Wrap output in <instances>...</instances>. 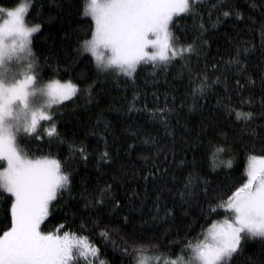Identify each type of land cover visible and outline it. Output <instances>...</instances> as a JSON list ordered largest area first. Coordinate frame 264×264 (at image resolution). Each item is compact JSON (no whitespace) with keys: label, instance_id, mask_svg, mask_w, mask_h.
Segmentation results:
<instances>
[{"label":"snow or ice","instance_id":"obj_1","mask_svg":"<svg viewBox=\"0 0 264 264\" xmlns=\"http://www.w3.org/2000/svg\"><path fill=\"white\" fill-rule=\"evenodd\" d=\"M205 3L206 0H85L82 16L90 20L80 22L87 27L81 28L83 36L76 39L74 55L92 62L97 77L111 76L117 86L121 80L134 85L139 71L145 66H151L153 77L164 74L167 84V74L178 64L173 80L187 81V96L191 100L189 113H202L209 98L216 97L215 110L202 117L192 143L202 144L210 130L218 133L223 143L208 140L211 151L206 173L197 168L194 155L193 161L187 162V150L181 148L179 151L184 155L176 168L191 170L178 183L175 172L169 174V160L176 162L177 149L175 132L169 131L171 125L166 117H176L179 124L184 100L177 104L176 95L170 94L173 107H168L169 96L166 95L165 107L153 113L163 125L165 135L172 139L171 146L164 147H159V142L153 139L163 160L153 163V170L142 177L146 185L157 179L162 182L155 194V214L151 220L153 223L169 220L174 223L179 210L183 218H188V227L193 228L199 219L223 214V220L213 221L203 231V240L171 241L180 249L177 254L179 264H264V0H252V14L247 16L255 26L249 31L259 37V45L252 40L231 37L232 51L227 58L221 55L209 66L205 53L200 68L202 51L208 46V28L203 22L205 13L210 21L216 14L212 28L221 18L245 21V14L230 0H210L208 7L203 8ZM28 11L29 6L22 4L6 11V18L0 20V204L8 205L0 209L3 212L0 218V264H110L100 259V247L87 235L78 234L91 231L82 216L78 232L65 225L53 231L46 230L51 208L60 202L71 208L77 196L73 195L74 177L67 170V162L50 158V155L36 156L35 152L42 151L39 144L45 137L49 144L53 140L65 142L51 115L53 107L63 106L65 101L80 95H86V103H92L95 100L93 92L102 82L97 79L80 86L58 79L67 68L54 53L43 57L42 61L34 51V34L41 33L42 25L28 26ZM180 17L198 22L197 34L192 41L182 42L175 33V19ZM62 39L67 42L71 36L65 33ZM50 60L55 63H49ZM45 67L52 72L47 81L41 79ZM85 75L81 73L77 78ZM218 86L223 96L217 95ZM257 88L261 96L258 107L253 98ZM245 91L249 93L247 98L243 95ZM234 94L239 97L238 104H233ZM155 98L158 97L154 94ZM129 110H134V102ZM42 120L48 122L47 129L40 125ZM189 131L185 126L180 138L184 139ZM30 143L36 147L30 149ZM257 146L260 148L258 155L254 154ZM238 147L248 153L246 173L239 186L225 199L209 177L218 169L233 168ZM71 151L87 159L83 148H72ZM225 154L230 158L220 159ZM101 160L111 162L112 157L105 151ZM170 181L172 187H169ZM81 188L78 198L83 202L80 211L85 214L99 212L111 203V213L116 215L122 207L112 184L88 193L87 182L82 181ZM165 191L171 199V207L162 198ZM162 205L163 215L160 214ZM126 207L129 211L137 210L131 197ZM66 215L71 219L77 216L75 211ZM92 223L96 225V221ZM130 223L129 215H123L118 225L114 223L110 229H101L98 236L105 249L127 260L128 264H147L144 253L159 249L162 237L122 233ZM115 234H121L119 240L113 238ZM189 234L186 233V237ZM249 244H258L259 253L246 255ZM171 264H177V261Z\"/></svg>","mask_w":264,"mask_h":264},{"label":"trees","instance_id":"obj_2","mask_svg":"<svg viewBox=\"0 0 264 264\" xmlns=\"http://www.w3.org/2000/svg\"><path fill=\"white\" fill-rule=\"evenodd\" d=\"M22 2H28L29 11L26 14L28 26L42 25L41 33L34 34L36 37L34 39V51L41 57L42 61L43 57L54 53L62 65L67 68V71H62L57 78L61 81H72L80 86L90 84L97 79L102 82L93 92L95 100L92 103H86L87 96L80 95L71 101H65L63 106H57L52 116L60 138L65 142L61 144L57 140H53L49 144L47 137H45L44 141L39 144L42 151L35 152L36 156L50 155V158L67 162V170L72 172L74 177L73 195L77 196V200L72 202L71 208L65 207L63 202L51 208L46 221V230L53 231L60 225H65L70 226L71 231L78 232L80 217L82 216L91 231L78 232V234L87 235L94 245L100 247L102 253L100 259L109 261L110 264H128L127 260H122L110 249L104 248L98 233L101 229H110L114 223L118 225L123 215H129L131 223L125 226L122 233L126 231L129 234L134 232L137 236L162 237L160 240L161 247L146 251L144 256L177 257L180 249L171 241L184 240L185 238L194 241L213 219L223 214H214L199 219L197 226L193 228L188 227V218H183L179 210H177L174 223L171 220L152 222L151 217L155 214V194L162 182L157 179V181L149 182L146 185L142 177L149 170H153V163H161L163 160V156L158 152V146L152 143L153 139L159 142V147L171 146L172 139L165 135L163 125L158 118L153 117V113L157 109L165 107L166 95L169 96L168 107H173L170 94L176 95L177 104L181 99L184 100L185 108L179 113V124L176 122V117H166L171 125L169 131L174 130L175 132V147L177 149L176 162L173 163L169 160V174L175 172L178 183L191 170L190 168H176L184 155L179 151L181 148L187 150V162H192L194 155L197 168L206 173L211 151L208 140L214 139L217 144L223 143L219 134L213 133L211 130L202 144L195 145L192 143L197 135L202 117H207L210 111L215 110L216 97L209 98L202 113L200 111L189 113L188 108L191 105V100L187 96V81L174 82L173 80L179 67L178 64L171 68L167 74V84H165L164 74L158 73L155 77L150 75L151 66H145L139 71L134 85L131 82L125 83L124 80H121L117 86L111 76L104 77L101 75L97 77L92 62L77 59L74 55V49L77 46L76 39L83 36L81 28L87 27L86 24L82 25L80 22L81 20H90V18L82 16L85 0H0V13L2 14V11L8 8L16 7ZM209 2L210 0H206L202 7L207 8ZM230 2L234 3L235 7L245 14V21L238 22L234 17L221 18L217 26L212 28L211 23L216 21V14L212 15L210 21L205 13L203 22L208 28L206 35L208 46L202 51L200 68L203 67L205 53L209 66L221 55L227 58L232 51V44L229 42L231 37H236L239 40H252L257 46L259 45V37L255 32L249 31L250 27L254 28L255 26L247 20V16L252 14L250 9L252 0H230ZM254 18L259 19L256 15ZM175 23L174 31L176 35L180 36L182 42L192 41L195 38L197 34L196 23L198 22H194L189 17H180L175 19ZM65 33L71 36L67 42L62 39ZM74 60H76L75 63H73ZM49 63L54 64L55 62L50 60ZM193 63L195 64L196 61L194 60ZM81 73L86 75L78 79L77 77ZM51 76L52 72L45 67L41 79L48 80ZM212 78L214 79L215 76L213 75ZM177 88L179 91H175ZM216 91L218 96H223L219 86ZM154 94L158 98L154 99ZM243 95L247 98L249 93L245 91ZM134 97H137L135 101ZM253 98L258 107L261 99L259 88L256 89ZM238 101L239 97L234 94L233 104H238ZM133 102L134 110L130 111ZM197 107L199 108V106ZM244 110L247 111V108ZM45 124H42L43 128L46 127ZM185 126L190 131L184 136V139H181V133ZM28 147L34 149L36 145L30 143ZM72 148H83L87 159L84 160L78 153H73ZM105 151L110 153L111 162L101 160ZM254 154H260L259 146L256 147ZM247 155L248 153L238 147L233 158V168L231 170L218 169L217 173L209 177L218 185L221 197L226 199L231 191L243 181L246 173ZM229 158L226 154L220 157L223 160ZM82 181L87 182L88 193H94L98 187L112 184L116 199L122 205L119 212L116 215L111 213V203H108V206L99 212L87 214L81 212L80 208L83 202L79 200L78 196L83 190L81 188ZM169 187H172L171 181ZM146 188L147 196H145ZM129 197L133 199L136 211H129L126 207ZM162 198L171 207L172 202L167 191L163 193ZM7 206V203L0 204V209ZM70 211L76 212V219H71L66 215ZM160 214L163 215V205ZM2 217L3 212L0 211V218ZM92 221H96V225ZM144 221H149V223L143 224ZM142 224L143 227L141 228ZM178 232L179 234H177ZM186 233L190 234L186 237ZM121 234H115L113 238L119 240ZM165 245L167 246L165 247ZM259 250L258 244H249L246 255L258 254Z\"/></svg>","mask_w":264,"mask_h":264},{"label":"rangeland","instance_id":"obj_3","mask_svg":"<svg viewBox=\"0 0 264 264\" xmlns=\"http://www.w3.org/2000/svg\"><path fill=\"white\" fill-rule=\"evenodd\" d=\"M27 5L28 6V2H22L20 3L19 5H17L16 7H13V8H8L7 10H4L2 11V14L0 13V20H3L4 18H6V11L8 10H13L17 7H19L20 5ZM31 27V26H30ZM43 81H47V80H43ZM62 82H66V81H62ZM57 109V106H54L53 109L51 110V115H53V113L56 111ZM43 123H46V127H44L45 129H47L49 127V124L48 122L46 121H40V125L42 126ZM39 130V129H38ZM225 218L224 215H221V216H218L217 218L213 219L204 229H207L210 224L213 222V221H221ZM58 229V228H57ZM56 230V229H55ZM203 231L199 234V236L197 238H199L200 240H203L204 239V236H203ZM196 239H194L193 242H196ZM146 257V256H145ZM147 258V264H171L172 261H177V264H179V259H178V256L177 257H170V256H167V257H161V256H154V257H146ZM186 258V257H185Z\"/></svg>","mask_w":264,"mask_h":264}]
</instances>
